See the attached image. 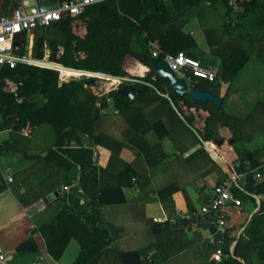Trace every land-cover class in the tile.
<instances>
[{"label":"trees","instance_id":"1","mask_svg":"<svg viewBox=\"0 0 264 264\" xmlns=\"http://www.w3.org/2000/svg\"><path fill=\"white\" fill-rule=\"evenodd\" d=\"M16 1L5 0L9 9L16 5ZM169 1L177 8L202 0ZM208 1H217L224 7L228 24L221 26L222 29L234 23L237 27L246 28L244 36L260 38L262 47L257 55L264 61V20L259 25L263 32L254 36L243 23L244 17L258 0L243 3L242 8L236 12L237 18L233 20L227 0ZM169 17L164 0H104L88 6L77 18H63L53 27L37 26L34 32L28 37L25 36L24 44L16 51V55L23 54L28 44L26 51L34 59L42 60L48 51L49 61L67 68L132 79L139 90L132 100L121 95L118 87L97 98L96 95L88 93L84 85L85 78L60 80L59 71L54 68L24 63H18L13 68L0 67V130L7 129L10 132V139L0 143V154L23 151L24 155L30 156L29 151L35 146L31 140L21 136L22 129L45 127L42 141L45 136L49 139L41 146L44 154L40 155L39 152L34 157L37 156L53 169L50 171L46 192L55 191L63 184H70L75 166H81L78 185H82L88 202L79 204L81 195L76 190L78 185H73L68 192L60 194L53 204L52 217L37 224L47 251L55 260L60 258L71 238L79 243L80 252L70 264H97L107 248H114V240L122 233L119 228H124L106 221L101 208L127 203L122 189L134 185L133 178L142 194L152 191L149 168L156 167L167 157L160 143L164 137L169 138L176 153L168 161L173 175L172 181L157 191L158 198L164 209L173 211L171 195L180 190L189 210L193 211L196 207L189 197L188 188H194L198 196L204 197V190L208 187L206 176L214 179L212 188L227 178V174L204 148L205 141L218 143V126L229 128L234 143L248 141L256 127L252 118L257 108H261L263 111L259 127L264 130V102L256 103L250 113L243 118H237L224 112L222 103L218 105L211 100L196 101L187 92L178 97L169 89L164 79L156 74L151 65L152 59L163 60L167 53L183 51L186 55L200 60L185 52L186 48L195 45L193 37L170 21ZM75 19L82 20L85 24L86 32L83 36L72 31ZM220 30L219 27H214L209 31L216 35ZM152 43H157L159 53L156 57L151 54ZM232 44L231 52L222 57L218 74L212 80L195 77L191 72L183 71L184 76L190 77V87H197L217 96L215 90H218L220 82L233 79L249 58L245 48ZM126 56L148 67V71L143 76L128 73L124 67ZM19 76L28 77L23 79ZM7 79L16 84L14 90L5 89ZM36 91L42 93L46 99L44 106L38 109H35L33 102L27 103V99ZM220 100L223 102V97ZM109 101L114 109L112 112L105 111ZM183 107L208 111L202 129L194 128L193 114L185 113ZM23 138L28 141L22 149ZM94 145L102 146L110 152L105 168L98 166L95 161L92 149ZM124 147L133 154L129 162L120 157V151ZM234 149L238 160L234 169L245 175L252 173L264 154V149ZM101 172L111 174L114 181L101 184ZM5 186L6 184H0V191ZM233 192L241 204L250 202L252 207H256L253 195L264 194V180L257 183L253 190H249L250 194L242 191L239 186H234ZM16 196L21 203L26 202L21 194L16 193ZM206 198H200L197 201L198 206ZM131 217L135 225L142 226V233L148 235V240L139 246L125 249L117 247L115 254L122 264H151L143 258L151 250H156V254L152 252L159 264H212V249L206 243L210 233L208 215H201L198 222L174 216L175 225H170L168 220L153 222L151 218H146L144 206H140ZM263 224L264 200H260L259 209L251 216L238 237L228 231L225 250L227 251L231 242L235 241V245L233 254L228 256L225 264H264V234L260 228ZM199 225L202 227L200 232L197 230ZM187 226L192 232L191 239L187 237ZM180 237L183 238L182 245H171L174 244V239ZM200 240L205 241L203 245L206 251L203 256L196 253L194 257L190 252L191 247ZM29 243H33L31 238L20 243L16 251H27ZM35 249L33 244L32 251Z\"/></svg>","mask_w":264,"mask_h":264},{"label":"crops","instance_id":"2","mask_svg":"<svg viewBox=\"0 0 264 264\" xmlns=\"http://www.w3.org/2000/svg\"><path fill=\"white\" fill-rule=\"evenodd\" d=\"M257 2L258 3H256V5L254 4L250 13H247L243 20L244 26L251 29L252 26L254 28V25H256L257 33L255 34L258 35L263 32L262 28L259 32L258 27L264 20V0H258ZM219 4L220 3L217 1L211 2L208 0H202L195 2L193 5L177 8H175L170 1L166 5L167 10L170 13V21L179 25L181 29L189 33L195 41V45L186 48L185 52H189L193 56L199 58L204 67L207 66V69L216 73L220 66L222 57L231 52L230 50L233 48L232 43H235L239 47L241 42L250 40L252 43L248 41L250 43H248L249 47H251L249 50L250 52L254 50L257 57V54L262 47V42L258 36L247 38L244 36V30L237 27L234 23L226 26V29H222L221 26L224 27L228 24V18L225 15L224 7ZM8 11V4L5 0H0V13ZM254 11H258V13L255 14V16H252V13H255ZM248 16H252L255 20H251V23L248 22V20L246 21L245 19ZM81 22L83 23L82 35L77 34L72 28V31L79 36H83L86 32L85 24L82 20ZM214 27H219L221 29L216 35L209 31ZM31 32L32 31H30V33ZM29 34H27L26 37H28ZM254 43L255 45H253ZM154 46H157V43H152V47ZM25 47L28 50V44H26ZM26 49L25 52L28 54ZM47 57L48 51H46L43 59L49 61ZM261 62L264 63V61ZM249 64L250 55L244 66L238 71L233 79L220 82L218 90H215V93L217 92V96L212 93L216 97L219 96V99L220 97H223V102L221 100V103L224 112L237 118H243L246 114L250 113L256 100H264V90H252L253 92H257L256 95H253L252 97L239 92L242 90L243 92L244 90L245 92H249L247 87L248 84L246 82L249 80V77L247 74L242 76L244 68ZM124 66H127L125 69L128 73L135 76H143L148 71V67L130 56L125 57ZM60 71L62 75H64V73L67 74V71L70 70L60 69ZM71 72L72 74L75 73L73 71ZM179 74L185 79L188 87H190V79L184 76L183 72ZM183 109L185 110V113L193 114L194 128L202 129L204 125V118L208 115V111L195 108L186 109L185 107H183ZM44 129L46 128L39 127L32 129L30 127H25L22 129L21 136L31 140L35 146V148L29 151L30 156L24 155L23 151H9L8 153L0 154V184H6L5 188L0 191V245L5 251V260L0 264H70L75 260L80 252L79 243L74 238H71L66 244L60 258L58 260L53 259L47 251L44 237L37 227L38 223L46 222L50 219V217H52V206L58 200L59 195L68 192L73 186L68 184L70 185L69 188L64 190L63 186L66 184H63L55 191L46 192L48 189V183L50 182V171L52 172L53 169L48 166V163H45L37 156L34 157V154L39 152L40 155L44 154L41 152V146L46 142L45 139L42 141ZM218 132L220 134L218 143L215 144L211 141H205L204 148L211 158L212 156L209 149L218 155V157L226 165V168L231 166L235 167L238 164L237 154L234 147L246 148L250 151L258 150V148L264 149V133H262V140H257V144H260V146L263 145V147L256 148L252 145L253 142H255V139L252 142L245 140L234 143V137L227 126L219 125ZM9 139V130H0V143ZM27 141L28 140H25L24 138L21 140L22 149L26 147ZM160 143L161 148L167 154V157L156 167L149 168L152 191L148 194H142L134 185L126 186L123 187L122 190L123 197L127 203L114 204L101 208V213L104 215L106 221H109L114 225H122L124 228L122 230L119 228V231L122 233L116 240H114L112 245L114 248L120 247V249H125L135 245L139 246L142 243L147 242L148 235L145 232L144 234L142 233V226L135 225L133 223V219H131L133 218L131 217V214H134V210H137L140 206H144V216L146 218L150 219L153 216L164 218L165 216L170 219L168 220L170 225H175L174 216H176L177 212H186L189 209L185 197L180 190L175 191L171 195L174 206L173 211L164 209L158 198L157 191L172 181L173 175L170 167L168 166V161H170L176 153L169 138L164 137ZM225 144H227L226 147H224ZM221 147L223 149L222 151L220 149ZM92 149L94 158L97 160V165L101 168H105L109 160V150L99 145L92 146ZM120 157L129 162L132 160L133 154L130 149L124 147L120 151ZM221 170L225 172L222 168ZM71 174V178L73 179L77 174L76 166L75 171ZM100 175L101 184L112 183L114 181L111 178V174L107 172H101ZM246 176L247 175L241 178L237 182L236 186H239L242 191L250 194L249 190H253L254 188L250 189L246 186ZM205 179L208 183V187L204 190V195L208 197L211 194L212 186L215 181L211 176H206ZM263 180L264 177L260 180H256L254 186ZM103 186L105 187V185ZM15 192L21 194L23 201H26L27 203H21ZM188 194L190 199L193 201L194 207L198 209L200 205L198 206L197 201L205 196H198L194 188H188ZM253 197L256 201V207H252L250 202H242L239 206H228L227 211L225 212V218L226 222L228 221V231L231 235H236V237H238L243 232L244 227L250 220L249 218L259 209L260 200H264H258V195H253ZM168 205L170 207V204ZM34 218L36 219L35 221ZM198 219H194V221L198 222ZM101 226H103V224H101ZM199 226L197 230L200 232L202 227ZM133 230H135V232ZM185 230L187 232V237L191 239V229L189 230L187 226L185 227ZM28 238H31L33 243H29L27 245V251L17 252L16 247ZM182 239V237L174 239V244L171 245L175 247L182 245ZM204 240L198 241L197 244L191 247L192 249L190 252H192L194 257H196V253L203 256L206 251L205 246L203 245L205 243ZM33 244L36 248L34 251H32ZM152 251H154V253L156 252V250H151V252ZM114 259L117 260V264H122L116 255H114ZM115 260L108 259L104 264H115ZM101 262L102 259H100L97 264H101Z\"/></svg>","mask_w":264,"mask_h":264},{"label":"built area","instance_id":"3","mask_svg":"<svg viewBox=\"0 0 264 264\" xmlns=\"http://www.w3.org/2000/svg\"><path fill=\"white\" fill-rule=\"evenodd\" d=\"M56 2L55 7L41 10L40 6L48 2ZM104 0H17L16 5L9 9L8 12L0 13V67L8 66L15 67L18 63L32 64L27 52L21 55H16V51L24 44L25 36L34 30L37 26H50L53 22H59L61 19L77 18L86 8L92 4L102 2ZM249 0H227L228 6L232 11L237 12L242 8L243 3ZM35 8L33 12H27V8ZM17 42V45L15 43ZM26 48V47H25ZM157 46L153 47L151 52L153 57L158 55ZM163 61L174 72L189 71L195 77H201L212 80L216 72L204 67L200 60L186 55L183 51H178L175 54H165ZM59 77L62 79V73L59 71ZM190 79V77H188ZM7 85L14 90L16 84L11 80H6ZM77 174L71 181V185H78V180L81 176V166L77 165ZM231 177L222 179L217 183L211 191V194L206 198L205 202L196 210H189L186 212H177L176 216L180 219L188 220L200 218L201 215H208V224L210 226V233L207 236L206 243L212 249L211 261L212 264H225L228 256L233 254V247L235 242L228 245L227 251L225 247L228 239V226L225 218V212L228 206H239L240 199L234 195L233 188L237 182L245 176L243 173L235 171L234 166L227 167ZM252 177L260 180L264 177V154L262 155L259 164L251 173ZM134 186L138 189L135 184ZM70 185L63 186L67 190ZM77 192L80 194L79 204L88 202V198L84 196L82 187L77 186ZM153 222H163L170 220L158 218L153 216ZM201 227V226H199ZM151 264H159L156 262V255L153 252H146L143 256ZM5 260L4 248L0 245V263Z\"/></svg>","mask_w":264,"mask_h":264},{"label":"water","instance_id":"4","mask_svg":"<svg viewBox=\"0 0 264 264\" xmlns=\"http://www.w3.org/2000/svg\"><path fill=\"white\" fill-rule=\"evenodd\" d=\"M55 6H56V2L51 1V2H48V3L40 6L39 9L44 10V9H48V8L55 7ZM34 10H35L34 7L33 8H27V12H33ZM236 18H237V13L232 12L231 13V19H236ZM56 24H57V22H53L50 26L53 27ZM32 32H34V30H32ZM15 45H17V42L15 43ZM30 63H32L34 65L41 66V67L54 68V69H57L58 71H60V69H66V70H70L73 72H81V73H83V75H87V77L85 78L86 84L93 82L94 77L103 76L106 78L116 79L117 81H119L118 82L119 85L117 88L118 92L121 95H123V96H125L131 100L134 98L135 94H137L139 92V90L133 84L125 83V82L132 81V79H129V78L111 77V76L106 75L104 73H96L95 74V73H91V72L85 71V70H75L73 68H67V67H65L59 63H55L53 61H46L44 59H42V60L30 59ZM151 65H152L153 69L155 70L156 74L164 79V81L168 85L169 89L172 92H174L178 97L183 96L187 92L193 100H196V101L211 100L218 105L221 104V100L218 97H216L215 95H213L211 92L201 90L197 87H188V84L185 81V79L181 76H178L177 73L174 72L172 69H170L169 66L163 60H160L158 58H153L151 61ZM27 77L28 76H19V78H23V79H27ZM31 82H32V80H31ZM40 82H41V80L39 79L38 83H40ZM45 101H46V99L43 98V94L40 93L39 91L34 92L30 96V98L27 99V103H31V102L34 103L35 109L43 107ZM209 151L211 152V156L216 161V163L227 173L228 177H231L229 172L227 171L226 165L222 162V160L218 157V155H216L210 149H209ZM245 182H246V186L248 188H250V189L254 188L255 179L252 177V175H247L245 178ZM259 199H264V194L258 195V200ZM260 228L264 234V224L261 225Z\"/></svg>","mask_w":264,"mask_h":264},{"label":"rangeland","instance_id":"5","mask_svg":"<svg viewBox=\"0 0 264 264\" xmlns=\"http://www.w3.org/2000/svg\"><path fill=\"white\" fill-rule=\"evenodd\" d=\"M164 2H165V4L167 5L168 3H169V1L168 0H164ZM220 5V4H219ZM220 6H222V5H220ZM255 13H252V16H255V14H257L258 13V11H254ZM252 16H248L245 20L247 21L248 20V22H250L251 23V20H255V18L253 19V17ZM243 23H244V20H243ZM73 30L77 33V34H80V35H82L83 33H82V26H83V23L81 22V20H79V19H77V20H75V21H73ZM251 26H252V24H251ZM256 25H254V28H253V26H252V29L251 28H249L248 29V31H250V32H252V35L254 36V35H256L255 33H257L256 32ZM241 28V27H240ZM210 29V28H209ZM244 29V31L245 32H247L246 31V28L244 27L243 28ZM258 30H259V32H260V28L258 27ZM258 32V33H259ZM248 38V37H247ZM248 41H250V40H248ZM248 41H243V42H241L240 43V45H239V48L241 47V48H246V50L248 51V53H249V55H250V64L249 65H247L245 68H244V71H243V74H242V76H245V74H247L248 75V77H249V80H247L246 82H247V84H248V89H249V92H245V90H244V92H243V90L242 91H239L240 93H243L244 95L245 94H247L249 97H252L253 95H256V93L257 92H253L252 90H258V91H262V90H264V63H262L261 61V59L259 58V57H257L256 56V54H255V51L254 50H252L251 52H250V48L251 47H249V44L250 43H252L251 41H250V43L248 42ZM249 43V44H248ZM248 45V46H247ZM253 45H255V43L253 44ZM125 68L127 67V66H124ZM179 73H181V72H177V75L178 76H180V74ZM241 74V73H240ZM62 77L63 78H65V79H61L60 77V80H69V79H72V78H86L87 77V75H77V74H72V72L71 71H67V74L66 73H64V75H62ZM119 81H117V80H115V79H107V78H102V77H94V81L93 82H90V83H88V84H86V83H84V85H85V87L88 89V93L89 94H93V95H96L97 96V98H100L104 93H106V92H108L109 90H111V89H114V88H117L118 87V85H119V83H118ZM11 87L9 86V85H7L6 86V90H9ZM251 90V91H250ZM263 94H264V92H263ZM253 99V98H252ZM258 102H264V100H256L255 102H254V104H253V106H252V108H251V111L254 109V107H255V105H256V103H258ZM245 109H247V108H245ZM114 109H113V106H112V103H111V101H109V105H108V107L105 109V111H107V112H112ZM262 111H263V109H261V108H257V110L255 111V114H254V116H253V121H254V124H255V129H254V133H253V135H252V137L248 140V142H252L254 139H255V142H253V144L252 145H254L256 148H258V147H263V145H261L260 146V144H257V140L259 141V140H262V138H263V136H262V133H264V130L262 129V128H260L259 127V125H260V122H261V116H262ZM47 134H49V132L47 133ZM47 134H45V135H47ZM53 134V132L52 131H50V135H52ZM53 136V135H52ZM48 139H49V137H47V136H45V140H46V142L48 141ZM264 139V138H263ZM238 143V142H237ZM226 145L227 144H225L224 145V147H226ZM223 147V146H222ZM222 147L220 148L221 149V151L223 150L222 149ZM259 149V148H258ZM2 156V155H1ZM96 159V158H95ZM95 161H97V160H95ZM244 217V216H243ZM124 224V223H123ZM117 247H115V249L113 248V249H109V248H107V250L104 252V254H103V256H102V262H101V264H104L105 263V261L106 260H108V259H110V260H115L114 259V255H116L115 254V250H117L116 249ZM115 264H117V260H115ZM114 264V263H113Z\"/></svg>","mask_w":264,"mask_h":264},{"label":"bare ground","instance_id":"6","mask_svg":"<svg viewBox=\"0 0 264 264\" xmlns=\"http://www.w3.org/2000/svg\"><path fill=\"white\" fill-rule=\"evenodd\" d=\"M207 67V66H206ZM74 74H77V75H83V73H81V72H75ZM218 74V73H217ZM100 77H102V78H106V77H103V76H100ZM63 79H65V78H63ZM107 79H109V78H107ZM228 222V221H227Z\"/></svg>","mask_w":264,"mask_h":264},{"label":"flooded vegetation","instance_id":"7","mask_svg":"<svg viewBox=\"0 0 264 264\" xmlns=\"http://www.w3.org/2000/svg\"><path fill=\"white\" fill-rule=\"evenodd\" d=\"M134 81L132 80V81H129L127 84H133L134 85Z\"/></svg>","mask_w":264,"mask_h":264}]
</instances>
